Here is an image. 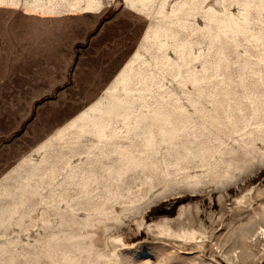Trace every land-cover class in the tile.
<instances>
[{
	"label": "rangeland",
	"instance_id": "rangeland-1",
	"mask_svg": "<svg viewBox=\"0 0 264 264\" xmlns=\"http://www.w3.org/2000/svg\"><path fill=\"white\" fill-rule=\"evenodd\" d=\"M0 264H264V0H0Z\"/></svg>",
	"mask_w": 264,
	"mask_h": 264
},
{
	"label": "trees",
	"instance_id": "trees-1",
	"mask_svg": "<svg viewBox=\"0 0 264 264\" xmlns=\"http://www.w3.org/2000/svg\"><path fill=\"white\" fill-rule=\"evenodd\" d=\"M4 141V139H0V142H3Z\"/></svg>",
	"mask_w": 264,
	"mask_h": 264
}]
</instances>
